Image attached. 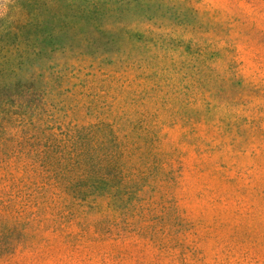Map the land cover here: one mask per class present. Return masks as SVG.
<instances>
[{
	"label": "rangeland",
	"instance_id": "374dc122",
	"mask_svg": "<svg viewBox=\"0 0 264 264\" xmlns=\"http://www.w3.org/2000/svg\"><path fill=\"white\" fill-rule=\"evenodd\" d=\"M0 264H264V0H0Z\"/></svg>",
	"mask_w": 264,
	"mask_h": 264
}]
</instances>
